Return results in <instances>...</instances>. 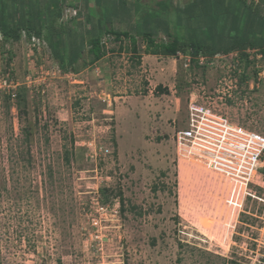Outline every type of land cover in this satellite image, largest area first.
<instances>
[{"label":"rangeland","instance_id":"1","mask_svg":"<svg viewBox=\"0 0 264 264\" xmlns=\"http://www.w3.org/2000/svg\"><path fill=\"white\" fill-rule=\"evenodd\" d=\"M67 2L55 26L80 9L78 21L138 36L133 46L103 33V56L87 46L62 69L50 48L64 47L47 31L39 47L0 33V264H264V157L240 191L175 144L191 105L264 133V47L203 63L189 49L153 55L140 35L159 9L191 0ZM56 4L18 0L14 14L48 24ZM234 4L211 7L205 34L188 35L185 14L163 23L194 42L211 29L231 39L247 31L242 15L228 16Z\"/></svg>","mask_w":264,"mask_h":264},{"label":"trees","instance_id":"2","mask_svg":"<svg viewBox=\"0 0 264 264\" xmlns=\"http://www.w3.org/2000/svg\"><path fill=\"white\" fill-rule=\"evenodd\" d=\"M225 1L226 0H191V2L188 3L189 5L182 8H179L178 6H175L174 8L170 3L171 7L165 6L164 9H159L158 15L155 16L158 18L156 29L153 33L146 31L140 35V37L147 40V43L149 44L148 47H152L149 54L176 57L177 53H185L189 49L191 59L194 61L197 60V57L200 55L211 59L212 56L217 55L218 53L229 54L234 51H238L240 56L243 57L245 51L244 48L246 47L251 49L259 48L262 50L264 47V15L261 2L254 4L253 1L248 3V0H227L228 2L233 1L235 3L231 12H229L230 14L227 15L231 16L233 19L242 15L246 20L247 26L246 33L239 34L231 39L227 37L222 38V36L211 29L208 30V33L211 31L209 37L205 39L203 38L200 41L197 38L194 42L189 37L186 39V37L183 36L184 33L179 36L174 32H169L167 27L168 24H166V22L163 23L165 20L167 21V16H174V18L178 19L179 23L180 20H183L181 14H185L187 21L184 22L186 26L184 27L187 28L186 31L188 35L196 36L199 33H204V30H202L201 27L203 26L202 24L206 22L205 20L210 18V14L214 12V8L211 7H214L217 4H221V6L224 7L222 2ZM17 2L18 0H0V33L4 41L8 39L18 41L21 32L27 33L29 37L34 36L41 39L42 32L47 31L46 35L51 36L48 38L51 43L56 41L57 44H60L59 46L64 47L62 52L65 53V55H62V53L59 54L58 49L55 50L54 48H50L54 57L59 61L62 69L72 67L81 57L82 50L87 46L88 52L93 55V60L99 59L103 56L104 51L102 50L103 46L101 42V35L103 33L111 34L114 36L115 40H119L120 38L130 39L133 46L135 45V37L138 36L137 34L136 36H132L130 33L124 31L104 29L97 23L94 24L95 21H93V19L86 18L84 22L78 21L77 19L80 17V12L76 13L75 17L70 19L66 24L55 26L54 24L56 23L55 21L57 18H59L60 7L62 4L59 3L58 0L54 7L57 8L55 16L48 20V24L42 25L33 20L29 25L25 26L21 21V15L19 14V19L18 14L17 17L14 14L17 12V8H15ZM5 15L8 16V20H6ZM191 19H193V21H191ZM74 20L77 21L76 24L72 23ZM184 27L180 26L178 30L181 28L183 29L182 32H185ZM83 30L84 34H82ZM159 31L164 32L170 41L156 44L153 37ZM214 34L217 42H225L223 44L224 46L210 47L209 40H212ZM132 50H134V48ZM262 52H264V50H262Z\"/></svg>","mask_w":264,"mask_h":264},{"label":"built area","instance_id":"3","mask_svg":"<svg viewBox=\"0 0 264 264\" xmlns=\"http://www.w3.org/2000/svg\"><path fill=\"white\" fill-rule=\"evenodd\" d=\"M254 4L264 0H248ZM32 47L41 40L31 36ZM204 57H200L203 63ZM8 83L0 80V89ZM8 87L13 89L11 83ZM177 155L187 160L203 162L208 170L229 180L235 188L245 191L264 157V133L230 122L203 106L191 105L186 125L175 133Z\"/></svg>","mask_w":264,"mask_h":264},{"label":"crops","instance_id":"4","mask_svg":"<svg viewBox=\"0 0 264 264\" xmlns=\"http://www.w3.org/2000/svg\"><path fill=\"white\" fill-rule=\"evenodd\" d=\"M66 3H68L67 2V0H65V1H62V4H66ZM62 4H61V6H62ZM50 9H51V7H50ZM81 10L79 9V12H80ZM85 13H87V12H85ZM54 16H55V13H54ZM61 17V7H60V15H59V18ZM86 17H88L87 16V14H86ZM58 19V18H57ZM232 53V52H231Z\"/></svg>","mask_w":264,"mask_h":264},{"label":"bare ground","instance_id":"5","mask_svg":"<svg viewBox=\"0 0 264 264\" xmlns=\"http://www.w3.org/2000/svg\"><path fill=\"white\" fill-rule=\"evenodd\" d=\"M200 57H204V58H205V56H201V55H200V56L197 57V60H199ZM206 58H207V57H206ZM207 59H209V58H207Z\"/></svg>","mask_w":264,"mask_h":264}]
</instances>
